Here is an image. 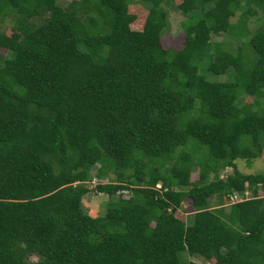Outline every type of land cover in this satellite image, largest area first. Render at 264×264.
<instances>
[{
    "label": "trees",
    "instance_id": "trees-1",
    "mask_svg": "<svg viewBox=\"0 0 264 264\" xmlns=\"http://www.w3.org/2000/svg\"><path fill=\"white\" fill-rule=\"evenodd\" d=\"M6 19L0 264H264V174L235 166L264 150V0H0Z\"/></svg>",
    "mask_w": 264,
    "mask_h": 264
},
{
    "label": "rangeland",
    "instance_id": "rangeland-1",
    "mask_svg": "<svg viewBox=\"0 0 264 264\" xmlns=\"http://www.w3.org/2000/svg\"><path fill=\"white\" fill-rule=\"evenodd\" d=\"M68 1L69 0H58V4H60L61 6L66 5ZM133 9H134L133 11L135 12L137 11L136 8H133ZM168 13H169V28H167L163 32L160 42H161L162 47L165 49H168V48L179 49L182 43V33H181L180 21L183 18L178 13H176L175 11L169 8H168ZM142 16L143 15H140L138 17V20L131 25L132 29H139ZM236 21H237V16L231 19L232 24H235ZM252 24L253 23L251 21V23L249 24L250 30H252L253 28ZM9 25H10V21L6 19L3 22V24L0 25V28L4 29L5 27ZM255 26L256 25H254V27ZM231 37L232 36H229L228 34H219V35H213L211 40L215 42L223 43L227 49L230 46L235 49L239 45L238 44L239 41L232 40ZM1 53L5 54V51L1 50ZM204 72L205 71L202 70V68L199 69V73L201 75H204V77L210 82H221V81H227L229 79L228 73L225 75H213V74H208ZM250 100L251 99H249L248 97H243L240 100V103L244 104V103L250 102ZM235 166L241 173H244V174H264V150L261 152V155L259 158H255L250 161L237 159L235 161ZM222 174L223 176H225V174L226 175L232 174V169L231 168L225 169V172ZM196 179H197V171L195 168H193L191 180L194 181ZM103 182H106L105 179H97L96 177H93L91 181L85 182L84 185H86V187L89 190H92L96 184L103 183ZM123 195L127 196L126 193H124ZM232 199H233V202H235L237 200V197H232L231 202H232ZM81 202H82L83 209H85L86 213L91 217L102 216L106 212V208H107L106 198L99 193L90 191L88 192V194H85L82 197ZM182 207L183 208L180 209L179 214H178L180 218H184V215L189 216L193 212L192 203L188 199L185 200ZM191 218L192 217L190 216L186 218V220L190 221ZM30 259L34 261L36 257L31 256ZM189 260L195 262L196 264H204L202 260H199L197 258H189Z\"/></svg>",
    "mask_w": 264,
    "mask_h": 264
},
{
    "label": "clouds",
    "instance_id": "clouds-1",
    "mask_svg": "<svg viewBox=\"0 0 264 264\" xmlns=\"http://www.w3.org/2000/svg\"><path fill=\"white\" fill-rule=\"evenodd\" d=\"M159 185H157V187H158ZM236 201H238V199L236 200ZM232 202H233V199H232Z\"/></svg>",
    "mask_w": 264,
    "mask_h": 264
}]
</instances>
